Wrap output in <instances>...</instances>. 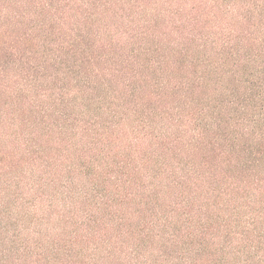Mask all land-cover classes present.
Instances as JSON below:
<instances>
[{
    "label": "trees",
    "instance_id": "1",
    "mask_svg": "<svg viewBox=\"0 0 264 264\" xmlns=\"http://www.w3.org/2000/svg\"><path fill=\"white\" fill-rule=\"evenodd\" d=\"M0 264H264V0H0Z\"/></svg>",
    "mask_w": 264,
    "mask_h": 264
}]
</instances>
